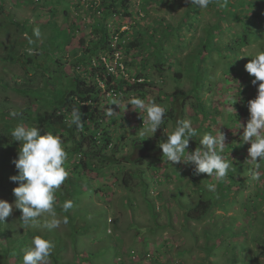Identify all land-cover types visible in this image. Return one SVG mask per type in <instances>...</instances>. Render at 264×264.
I'll return each instance as SVG.
<instances>
[{
	"label": "rangeland",
	"instance_id": "1",
	"mask_svg": "<svg viewBox=\"0 0 264 264\" xmlns=\"http://www.w3.org/2000/svg\"><path fill=\"white\" fill-rule=\"evenodd\" d=\"M91 1L0 0V6L4 9L0 16V81L4 79L14 85L21 82L28 84L31 79L20 62L2 59L7 57L6 44L16 47L17 54H13L15 59L28 52L30 56H37L38 65L45 67L47 64L46 69L51 66L53 60L58 59H61L62 65L65 66L66 74L82 69L78 68L80 65L77 68L72 66L99 37L92 30L99 19L94 15L95 12L92 13V6L95 4V9L100 7L102 0H95L94 3ZM243 1L218 0V3L221 6L222 3L229 2L235 4L238 9L242 7ZM247 1L251 3L249 10L252 12L247 17L254 19L255 26H251L248 31V44L241 45L240 50L235 49L238 45L234 43L244 37L245 27L233 18L234 15L227 14L226 19H221V16H224L221 7L220 10L209 6L203 10L196 7L198 15L196 19L190 20L193 31L188 32L187 24L181 36L177 37L172 29H169L168 35L164 30L167 25L176 28L181 23L191 4L190 0H130V7L134 11L132 17L121 18L117 23L112 19L107 22L109 28L119 27L112 37V47L126 43L137 31L152 30L156 27L154 22L159 20L163 23L157 27L156 32L159 35H156L154 40L162 38L167 41L165 49L156 50L147 45L143 50L144 56L137 51L127 55L114 51L110 61L107 53L102 50H99L97 55H91L94 66L105 62L110 72L116 75L119 73L124 78L139 74L142 69L144 76L152 83L145 101H155L168 111L173 108L169 98L177 89L190 91L197 85L198 90L187 100L181 119L190 120L197 132V136L190 139L188 150L194 151L200 146L199 138L205 133L217 135L220 131L224 134L225 146L221 155L230 162L228 175L235 171L236 180L234 191L230 194V203L223 209L215 208L203 221H186L184 208L191 207L198 200L196 192L199 185L213 194L221 189V181L210 178L206 173L200 174L202 177L195 175L194 165H185L183 162L173 164L167 162L166 157L163 164H159L157 157L163 153L162 150L148 152L133 148L132 141L137 138H143L150 148L157 142L159 144L166 141V134L173 131V122L168 120L166 112L161 128L150 136L152 133L141 134L143 120L132 107L125 109L123 106L119 109L112 105L118 113L112 117L102 116L106 115L105 109V113L102 111L100 115L104 123L109 124L108 134L112 139L109 148L114 149L116 142L124 136V140L118 142L120 151L116 158L143 157V165H109L108 168L95 170L98 174L96 178L92 175L94 180L82 178L86 189L78 187L80 196L74 200L71 209L64 212L60 207L63 203L56 202L58 218H68L66 224L62 222L56 229L43 228L45 218H40L38 225L23 228L20 220L22 212L13 209L12 215L6 218L5 223H0V245L6 246L9 241L16 254L10 259V264H22L23 249L36 235L53 242L52 252L56 254L59 264H229V247L232 244L229 237L232 233L238 236L234 240L248 249L242 250L243 253H253L254 264H264V202L262 201L256 210L251 208L254 194L260 188L256 184L257 180L252 178L254 166L245 158L248 157V151L243 150L250 145L232 141L238 137L237 134L232 135V132L238 130H230L232 125L228 119L231 101V97L227 96L229 87L235 88L236 82L246 76L247 81L242 90L245 91L247 101L257 96L258 85L252 84L254 77L245 71V65L252 59L251 56L264 51V22L254 17L255 13H261L264 20V0ZM118 18L120 15H117ZM14 22H18L21 27L14 25ZM217 24V45L213 51L209 48L204 57L198 56L205 28ZM37 27L41 31L39 38L33 34L34 28ZM119 34H122V38L118 37ZM180 38L182 39L179 41ZM30 39L32 43H29ZM81 41L85 42L82 46ZM224 48H229L232 52L224 54L220 51ZM28 49L32 50L31 53ZM158 51L169 55L164 61L166 69L161 72L155 66L158 60L163 61L159 56H154ZM147 56L148 62L143 63ZM37 69L34 86L43 87L46 83L44 71ZM175 72H180L181 77L176 78ZM34 75L32 77H35ZM58 75L56 83L61 79ZM110 95L114 94L109 93L108 96ZM45 96L50 98L51 93L47 91ZM0 104L15 111L25 110L29 106L27 98L3 86H0ZM121 104L125 103L121 101ZM200 105L205 107L210 118L199 112ZM177 117L179 120L180 114ZM247 120L248 118L242 121V124L246 126ZM230 142H233L234 148L227 152ZM238 158L242 161L237 160ZM68 159L67 157L66 161ZM239 162L240 164H237ZM140 170L144 171L143 178L148 185L147 189L137 177L132 181L130 188L122 184L127 171ZM259 174L263 183L264 163H261ZM228 175L225 183H228ZM195 176L200 177L198 185L192 183ZM213 183L216 184L215 192L207 187ZM99 188L105 191L109 189L104 198L97 193L96 189ZM60 190L61 187L56 192ZM260 192L264 194V190ZM211 197L214 199L215 194ZM0 199L9 203L15 201L11 193L3 191H0ZM257 238H262L263 243L259 244L258 240H255ZM13 241L15 243H12ZM212 246L214 247L211 248ZM249 261L253 264L250 259ZM47 264H55L51 256Z\"/></svg>",
	"mask_w": 264,
	"mask_h": 264
},
{
	"label": "trees",
	"instance_id": "2",
	"mask_svg": "<svg viewBox=\"0 0 264 264\" xmlns=\"http://www.w3.org/2000/svg\"><path fill=\"white\" fill-rule=\"evenodd\" d=\"M94 1L95 0H92L91 2L94 3ZM250 4L251 3L249 1L244 0L242 7L238 9L235 4H231L229 2H227V4L222 3L220 6L218 0H212V2L209 4V7H213L214 9H219L220 7L223 8L221 11H223L224 16L222 15L221 19H226L227 14L231 16L234 15L233 18L237 21H240L242 25H244V37L241 39V41L239 39V41L234 43L235 45H238L235 48L236 50H240L241 45L248 44V31L250 30L251 26H255V23L253 22L254 19L247 17L250 15L249 13H252L249 10ZM94 6L95 4L92 6V13L95 12L94 15L99 19H97L96 23L93 25L92 30H94L93 33L99 35V37L97 41L92 43L90 48H87L84 51L85 54L82 57L76 59L77 62L74 63L72 67L77 68L78 65H80L81 67L78 68L82 69H77L76 72H72V74L69 72L66 74L65 66L62 65L61 59L56 61L53 60L51 66L46 69L48 66L47 64L45 67L38 65L36 63L37 56H30L28 52L20 55L18 54L19 57L15 59V55L13 54H17L15 51L16 47L10 46V44L5 45L7 57L2 59H7V61L11 62H20L24 67L27 76L31 77V79L29 80L28 84L21 82V84L14 83V85L8 81H5L4 79L0 81V86L20 94L21 96L27 98L29 102L27 109L16 111L19 113V115L15 118L10 115V113L13 111L10 107L0 104V191L8 192L13 195V189L19 186V182H13L10 180L11 176L18 174V170L16 169L13 160L18 157L19 142L12 140L11 130L19 123H24L28 126H38L41 129L42 134L44 132L51 131L54 134L59 135L63 142V145L67 151V157L69 158L68 161L65 162L66 169L69 174L65 183L61 185V190L55 193L57 203L58 201L63 203L66 200H71L74 202V200L77 199V196H80L78 187H81L83 190L86 189L82 183V178L94 180L98 174L95 173V170L99 168H108L109 165L120 166L122 163L143 165V157H138L135 159H131V157L128 156L116 158V154L120 151L118 142L123 141L124 136H121L118 142H116L114 149L109 148V144L112 141L108 134L109 124L104 123L100 115L102 111L105 113V109L109 107L107 105L113 97L120 98L125 104L129 97L135 96L145 99L149 88L152 86V83L146 76H144L142 69H140V71L138 70L139 74L124 78L121 75H116L110 72L105 62H99L96 66H94L91 60V55H97V52L102 50L107 53V57L109 59L108 61H110L114 51L123 52L125 55L132 54L137 51L138 53H141L142 56H144L143 50H145L147 45H150L156 50L162 51L165 49V44L167 41H164L162 38L154 40V38L156 35H159L157 34L156 30L157 27L161 26L163 22L156 20L154 22L156 27L152 28V30H146L145 32L143 30L137 31L134 37L129 38L126 43H119L116 48H113L111 45L113 40L112 37H114L119 27L117 29L109 28V26L107 27V22L110 18L117 15H120L121 18L132 17L134 11L130 7V0H102L100 7L95 9ZM121 10H123L122 13L120 12ZM3 13V6H0V16ZM197 15L196 7L190 4L181 23L176 28L167 25L164 33H167L168 35L169 29H172L176 33L177 37L181 36L182 32L185 30L184 28L187 27V24L189 26L188 32H192L193 25L190 24V20L194 19ZM254 17L258 18V21L261 20L262 23L264 22L263 14L255 13ZM13 24L19 28L21 27V25L18 26V22H14ZM218 25L219 24H217V26H209L205 28V35L201 41V46L198 50V56L204 57V55L208 53L209 48H211L213 51L217 45L216 39L217 33L219 31ZM118 37L122 38V34H119ZM181 39L182 38H180L179 41ZM83 43L85 42L81 41L80 45L82 46ZM161 51H158L156 54H154L155 57L159 56V58L163 60H158V62L155 63L156 68H158L160 72L166 66L164 61L169 57V55L161 54ZM220 51H222L224 54L225 52H232V50L229 48H224ZM10 58L13 60H10ZM148 59L149 58L147 56L145 59H143V63H147ZM54 68L57 69L54 70ZM36 69L37 71H44L43 76L46 80V83L43 87L34 86V81L36 80L35 73H37ZM198 73L201 75L199 70ZM174 74L176 78L181 77L180 72H175ZM33 75L35 77H32ZM56 75H58L59 78L61 77L58 83H56ZM245 77L246 76L242 77L241 80L238 79L239 81L237 82L234 81L236 82L235 88L232 86L229 87V91L227 93V96H229V93L231 94V101L229 104L230 114H228V119L232 125L230 130H233L234 128L238 130L236 132H232V135H238V137L234 138L232 141H239L241 144L245 142H243L241 139L243 135V128L239 129V121L242 123V121H245L247 118H249V111L247 108L248 101L244 95L245 91L242 90V86L246 84L247 81ZM197 90V85H194L193 89L190 91L177 89L170 96L169 100H171L173 108L171 111L166 109V114L168 116V120H172L173 122V130L175 129L176 122L178 121L177 116L180 114L181 118L179 120L182 119V116H184L185 113L187 100L192 94L194 95ZM47 91L51 93L50 98H45ZM108 93L116 94L117 96H108ZM100 104H102V106H100ZM125 104H121V107L125 106ZM129 106L131 107V105H128L127 107ZM74 107L79 108L83 115L82 129H78L74 125L69 127V124L66 122L70 121L71 111ZM198 108L199 112L203 113L204 117L210 118V115L205 110L204 106L201 107L200 105ZM176 113L178 115H176ZM132 142L134 149H141L143 151L147 150L148 152L162 150L158 147V142L151 148L148 147V144L144 142L143 138L134 139ZM233 142H230V145L227 147V152L234 148ZM246 144L250 145V143ZM249 147L243 150L248 151ZM157 160L159 164H163L165 161L163 153L157 157ZM237 160L242 161L240 158ZM242 163L243 162H241V164ZM237 164H240V162ZM152 170H154V168ZM234 174L235 171H232L231 174L228 175V183H225L224 180L221 181V189L219 192L213 193L215 194L214 199L211 197L213 195L211 192H207L204 189V186L199 185V189L196 192L198 195V200L191 207L184 208L185 220L200 222L203 221L215 208L223 209L226 207L231 201L230 194L235 188V186H233L234 183H236ZM92 175L94 178H91ZM124 175L125 176L123 178L122 184L125 187L130 188L132 181L135 179V177H137L141 180L142 185L145 186V189H147L148 185L143 178L144 171H127ZM199 179L200 177L195 176L192 180V183L194 185H198V182L200 181ZM256 184L260 189L256 191L254 194L255 196L253 197L254 199L251 201V208L254 210L261 206L262 201L264 202V194L260 192L264 190V182H261V176L260 179L256 181ZM96 191L104 198L109 189L105 191L103 188H99L96 189ZM207 196L210 197L207 198ZM222 200L223 202H221ZM19 211L21 212V210ZM260 225L263 227L262 224ZM237 237L238 236L235 233H232L231 237H229V239H232V244L230 243L231 246L229 247V251L231 253L229 264H251L249 259L254 264V258H252L253 253H243L242 250L246 249L248 251V249L243 247L239 241H235ZM255 240H258L259 244L263 243L262 238H257ZM7 242L8 244H6V246L0 245V264H10V259L13 258V255L16 256L15 250L11 249V247H13L12 244L9 241ZM12 243L15 242L13 241ZM213 247L214 246L211 248ZM51 257L54 259L55 264H59L56 254L52 252Z\"/></svg>",
	"mask_w": 264,
	"mask_h": 264
},
{
	"label": "clouds",
	"instance_id": "3",
	"mask_svg": "<svg viewBox=\"0 0 264 264\" xmlns=\"http://www.w3.org/2000/svg\"><path fill=\"white\" fill-rule=\"evenodd\" d=\"M212 0H190V3L199 9H207ZM120 21L121 17L110 18ZM33 34L39 38L40 29L34 28ZM29 43H32L31 39ZM31 53V49H28ZM252 59L245 65V71L254 79L252 84L258 85L257 96L247 103L249 118L246 126L239 121V129L243 128L242 141L250 143L248 148V163L254 166L252 178L260 179L259 169L264 163V51L251 56ZM109 69V68H108ZM110 71V70H109ZM120 75L119 73H117ZM109 94V93H108ZM231 94L229 93V98ZM121 108V99L113 97L106 108V116L112 117L118 113L111 106ZM131 105L132 110L139 113L143 120V132L152 133L153 136L164 120L166 109L155 101L146 102L139 97H129L125 109ZM10 115L15 118L19 115L13 110ZM82 113L79 108H73L70 121H66L69 127L83 128ZM165 131V130H164ZM166 141L160 142L158 147L162 149L163 157L167 162L185 165H194V174L206 173L210 178L220 182L225 180L231 167L230 162L221 153L225 146V136L219 131L217 135L205 133L199 138V145L194 151H189L190 139L197 136L190 120H178L175 129L166 134ZM13 141L19 142L18 157L13 163L18 170L17 175L10 177L13 182H19V186L13 189L14 203L0 199V223H5L13 213V209L21 210L23 228L39 224L40 218H45L43 228L53 230L59 225L68 222L67 216L63 220L58 218L56 211L55 192L63 185L68 177L65 167L67 151L59 135L51 131L42 134L38 126H28L24 123L17 124L11 130ZM208 189L216 191V184H209ZM64 212L73 207L71 200H66L60 205ZM54 244L52 241L36 235L30 244L23 249L22 264H47L51 256Z\"/></svg>",
	"mask_w": 264,
	"mask_h": 264
},
{
	"label": "built area",
	"instance_id": "4",
	"mask_svg": "<svg viewBox=\"0 0 264 264\" xmlns=\"http://www.w3.org/2000/svg\"><path fill=\"white\" fill-rule=\"evenodd\" d=\"M107 68H109L108 66H107ZM113 96H117L116 94H114Z\"/></svg>",
	"mask_w": 264,
	"mask_h": 264
}]
</instances>
